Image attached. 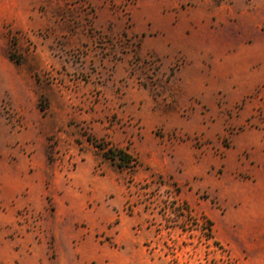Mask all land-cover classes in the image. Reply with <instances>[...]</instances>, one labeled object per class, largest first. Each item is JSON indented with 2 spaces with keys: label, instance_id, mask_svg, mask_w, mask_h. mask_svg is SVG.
I'll list each match as a JSON object with an SVG mask.
<instances>
[{
  "label": "rangeland",
  "instance_id": "1",
  "mask_svg": "<svg viewBox=\"0 0 264 264\" xmlns=\"http://www.w3.org/2000/svg\"><path fill=\"white\" fill-rule=\"evenodd\" d=\"M0 264H264V0H0Z\"/></svg>",
  "mask_w": 264,
  "mask_h": 264
},
{
  "label": "trees",
  "instance_id": "2",
  "mask_svg": "<svg viewBox=\"0 0 264 264\" xmlns=\"http://www.w3.org/2000/svg\"><path fill=\"white\" fill-rule=\"evenodd\" d=\"M105 156L113 159V160H117V163L119 166H127V167H133V157L132 155L127 152L126 150L122 149V148H117V149H111V148H107L106 151L104 152ZM206 229H207V237H211V222L210 220H206Z\"/></svg>",
  "mask_w": 264,
  "mask_h": 264
}]
</instances>
